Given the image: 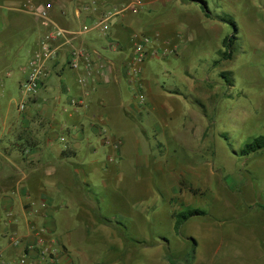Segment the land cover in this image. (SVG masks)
Listing matches in <instances>:
<instances>
[{
    "label": "rangeland",
    "instance_id": "374dc122",
    "mask_svg": "<svg viewBox=\"0 0 264 264\" xmlns=\"http://www.w3.org/2000/svg\"><path fill=\"white\" fill-rule=\"evenodd\" d=\"M186 1L162 7L168 16L163 30L172 31L158 42L169 52L144 62V79L171 95L172 106L139 103L140 83L129 85L132 103L143 110L133 119L137 124L131 122L130 137L146 129L142 147L127 139L124 152L120 144L121 153L108 162L98 152L100 140L88 135L86 118L73 121L83 137L71 147L76 158L66 160L83 165L75 176L78 191L57 218L83 229L80 236L87 239L76 246L84 264H264V148L240 153L264 135V0H204L209 17L199 0ZM227 20L239 37L230 58L220 54L223 39L235 34ZM7 100L13 112L22 100L19 84ZM25 101L26 109L33 107ZM54 132L62 147L72 142L74 131ZM8 135L2 137L7 143ZM39 148H47L43 139ZM137 154L147 166L135 169ZM112 163L117 168L111 170ZM192 209L205 214L175 231L173 215Z\"/></svg>",
    "mask_w": 264,
    "mask_h": 264
},
{
    "label": "crops",
    "instance_id": "0c3cea01",
    "mask_svg": "<svg viewBox=\"0 0 264 264\" xmlns=\"http://www.w3.org/2000/svg\"><path fill=\"white\" fill-rule=\"evenodd\" d=\"M92 1L0 0V264H22L25 254L26 263L84 264L85 254L76 246L80 239H87L80 236L83 229L76 230L57 218L78 191L75 176L83 165L82 161L66 160L68 155L76 158L73 148L83 137L75 130L74 119L81 123L80 119L86 118L91 127L88 135L100 140L102 148L98 152L113 162L110 159L121 153L117 149L120 144L123 152L129 144L127 139H131L132 147L141 148V133L146 131L140 127L141 136L132 132L130 137L134 128L131 122L137 124L133 119L143 111L132 103L130 84L141 85L136 97L139 103L148 101L150 107L163 110L172 106L171 95L152 80L144 79L145 61L139 66V73L132 70L131 55L142 37L150 39L145 45L147 50L160 49L158 41L172 31L163 30L168 16H163L167 10L161 13L162 7L169 3L170 7H184L188 2L141 0L142 8L135 13L125 8L113 18L108 33L103 34L95 21L104 9L128 7L132 0H95L94 5ZM38 5H49L50 21L64 29L65 35L48 42L57 54L46 60L47 75L38 93L29 100L33 107L22 109L14 105L12 112L7 98L16 84L20 87L29 58L43 52L40 42L47 30L30 10ZM175 29V33L181 32L179 25ZM111 43L118 44L119 50L111 48ZM72 51L82 53L76 68L69 66ZM157 57L161 56L148 55L146 59ZM57 127L74 131L70 134L72 142L66 147L57 140ZM6 132L10 135L9 144L2 138ZM41 139L46 149L39 148ZM59 140L65 141L64 137ZM91 151L95 152L92 145ZM133 162L135 169L147 166L142 163L147 160H141L138 154ZM74 164L79 169H73ZM113 168H117L115 163L110 165ZM79 207L80 203L76 204L78 212L82 209ZM61 225L65 228L59 234ZM45 247L51 250L50 258L40 253Z\"/></svg>",
    "mask_w": 264,
    "mask_h": 264
},
{
    "label": "built area",
    "instance_id": "2783aa9c",
    "mask_svg": "<svg viewBox=\"0 0 264 264\" xmlns=\"http://www.w3.org/2000/svg\"><path fill=\"white\" fill-rule=\"evenodd\" d=\"M92 4H96V1L93 0ZM143 7V3L141 0H132L131 4L128 7H123L121 9L118 8H105L102 15L99 17L97 21H95L96 27L103 34H107L109 28L111 26V22L113 18L120 14L122 10L125 8H129L132 12H137L138 9ZM32 13L37 17L40 23L46 28L47 32L43 36L41 40L42 54H35L29 58L27 63L26 74L23 78V81L20 83V93L22 95V100L19 104V108H24L26 105V99L29 101L33 98L41 88L42 82L47 75L46 69V60H50L56 57L55 49L48 46V42L50 39L63 37L65 35V30L54 25L49 19V5H38L35 7H31L30 9ZM150 41L148 37H142L141 40L134 46L132 52V61L134 62L133 71L135 73H139V66L145 61L148 55L157 56V55H166L168 51L167 47H160V49L155 50H147L146 44ZM111 48L118 51L119 45L116 43L110 44ZM82 55L80 52L72 51L73 60L69 62V66L71 68H76L77 58ZM84 81V80H83ZM142 97V96H141ZM75 102L74 100L71 101ZM62 140V137H61ZM118 147V143L116 144ZM37 249V247H36ZM40 253L42 256H47L50 258L51 250L47 247L41 248ZM27 255L25 254L23 259L21 260L22 264L26 263ZM32 261L26 264H33ZM38 264V263H36Z\"/></svg>",
    "mask_w": 264,
    "mask_h": 264
},
{
    "label": "trees",
    "instance_id": "16d2710c",
    "mask_svg": "<svg viewBox=\"0 0 264 264\" xmlns=\"http://www.w3.org/2000/svg\"><path fill=\"white\" fill-rule=\"evenodd\" d=\"M201 2V10L205 14L206 17H209L210 10L208 9L206 5V1L204 0H199ZM228 24L231 25L233 28V31L235 34L233 35H228L226 36L223 41H222V47L224 50H220L221 56H224L226 58H230L231 53H232V47H233V40L238 39L239 37L237 36V29L236 25L233 20H227L226 21ZM264 148V135H259L257 137H254L251 141L245 143L240 151L242 155H248L249 153L257 152L260 151ZM205 212L203 210H198V209H192V210H187V211H180L177 212L173 215V218L175 219L174 221V229L175 231H179V228L181 224L186 221L188 218L192 216H197V215H204Z\"/></svg>",
    "mask_w": 264,
    "mask_h": 264
}]
</instances>
